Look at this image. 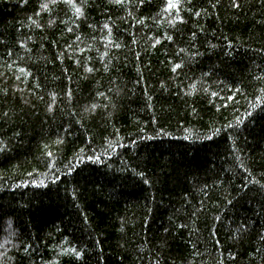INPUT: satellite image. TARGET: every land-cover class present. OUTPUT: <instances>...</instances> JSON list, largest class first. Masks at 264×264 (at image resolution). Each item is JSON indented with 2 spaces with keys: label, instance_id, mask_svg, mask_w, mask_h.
<instances>
[{
  "label": "trees",
  "instance_id": "16d2710c",
  "mask_svg": "<svg viewBox=\"0 0 264 264\" xmlns=\"http://www.w3.org/2000/svg\"><path fill=\"white\" fill-rule=\"evenodd\" d=\"M168 2L0 0V264H264V0Z\"/></svg>",
  "mask_w": 264,
  "mask_h": 264
},
{
  "label": "snow or ice",
  "instance_id": "6c2138e0",
  "mask_svg": "<svg viewBox=\"0 0 264 264\" xmlns=\"http://www.w3.org/2000/svg\"><path fill=\"white\" fill-rule=\"evenodd\" d=\"M116 3H121L122 0H115ZM41 7L46 8L47 5H42ZM176 7V4L172 2V0H169L167 8H174ZM77 13H80V9H76ZM107 27V26H106ZM180 65H176V68H179ZM175 71V68L173 69ZM21 71H23V69H21ZM89 71H91V69H89ZM96 106L92 105V108L94 109ZM87 110V109H86ZM210 139V137H208ZM49 155H51V153H49ZM147 182V181H146ZM79 253H77V257L79 258Z\"/></svg>",
  "mask_w": 264,
  "mask_h": 264
}]
</instances>
